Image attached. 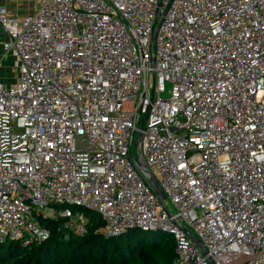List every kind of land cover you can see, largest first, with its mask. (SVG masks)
I'll use <instances>...</instances> for the list:
<instances>
[{
  "label": "built area",
  "instance_id": "2783aa9c",
  "mask_svg": "<svg viewBox=\"0 0 264 264\" xmlns=\"http://www.w3.org/2000/svg\"><path fill=\"white\" fill-rule=\"evenodd\" d=\"M0 28V245L95 214L171 235L168 264H264V0H41Z\"/></svg>",
  "mask_w": 264,
  "mask_h": 264
},
{
  "label": "trees",
  "instance_id": "16d2710c",
  "mask_svg": "<svg viewBox=\"0 0 264 264\" xmlns=\"http://www.w3.org/2000/svg\"><path fill=\"white\" fill-rule=\"evenodd\" d=\"M84 236L69 234L61 225L51 226V235L43 243L23 247L19 242L0 245V264H168L174 251L173 241L164 247L166 233H132L104 239L98 232L101 223L89 215ZM9 258L8 263L1 259Z\"/></svg>",
  "mask_w": 264,
  "mask_h": 264
},
{
  "label": "crops",
  "instance_id": "0c3cea01",
  "mask_svg": "<svg viewBox=\"0 0 264 264\" xmlns=\"http://www.w3.org/2000/svg\"><path fill=\"white\" fill-rule=\"evenodd\" d=\"M41 0H0V5L6 7L12 14L27 15L32 13Z\"/></svg>",
  "mask_w": 264,
  "mask_h": 264
},
{
  "label": "rangeland",
  "instance_id": "374dc122",
  "mask_svg": "<svg viewBox=\"0 0 264 264\" xmlns=\"http://www.w3.org/2000/svg\"><path fill=\"white\" fill-rule=\"evenodd\" d=\"M4 37L5 36L3 35V31L0 28V39H4ZM10 62L11 61H9L8 59L6 61L5 58L1 61L2 71L6 75L10 74V70H9ZM142 119H143V116H141L140 123H141ZM140 123H139V125H140ZM133 139H134V144H135L136 139H137V135L136 134L134 135ZM134 144H133V148H132L133 154H135ZM172 241H173V237L171 235H167L166 239L164 240V242L162 244H163L164 247H167V246H170ZM1 261H3V263H8L9 262V258L8 257H4L3 259H1Z\"/></svg>",
  "mask_w": 264,
  "mask_h": 264
},
{
  "label": "water",
  "instance_id": "95a60500",
  "mask_svg": "<svg viewBox=\"0 0 264 264\" xmlns=\"http://www.w3.org/2000/svg\"><path fill=\"white\" fill-rule=\"evenodd\" d=\"M136 157H137L138 160H140L139 153H136ZM140 163H141V164H140V168L146 170L145 164L143 163L142 160H141ZM151 183L153 184V186H154L155 188H157V184H156V182H155L153 179H151ZM194 240L197 242L198 245L201 246L200 242H199L197 239L194 238Z\"/></svg>",
  "mask_w": 264,
  "mask_h": 264
}]
</instances>
